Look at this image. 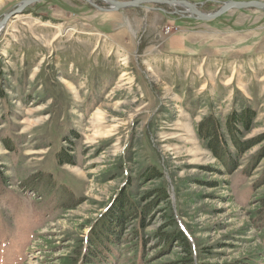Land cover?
Returning a JSON list of instances; mask_svg holds the SVG:
<instances>
[{"label":"rangeland","instance_id":"1","mask_svg":"<svg viewBox=\"0 0 264 264\" xmlns=\"http://www.w3.org/2000/svg\"><path fill=\"white\" fill-rule=\"evenodd\" d=\"M95 3L41 0L0 31V264L77 257L123 189L151 204L149 264L189 259L157 234L176 227L192 264H264V10Z\"/></svg>","mask_w":264,"mask_h":264},{"label":"trees","instance_id":"2","mask_svg":"<svg viewBox=\"0 0 264 264\" xmlns=\"http://www.w3.org/2000/svg\"><path fill=\"white\" fill-rule=\"evenodd\" d=\"M250 113H243L242 117L235 114L231 118L239 124L247 126ZM241 122V123H240ZM219 121L208 118L202 124L201 137L210 144V148L218 154L217 149L222 145V137L218 136ZM224 144V143H223ZM223 146V145H222ZM227 152L226 147L223 148ZM225 160V159H224ZM227 160L225 163H228ZM154 170L153 174L159 173ZM167 198L166 191H161L160 198ZM264 206V196L261 199ZM141 207L130 199L127 191L123 192L115 199L111 206H108L107 212L101 214L96 220V225L92 227V233L82 239L81 248L78 249V256L65 259L60 264H149L145 256L144 247L148 242V236L145 235L146 220L151 204ZM147 209V210H146ZM264 209V207L262 208ZM171 210V208H170ZM170 223L176 226V220L170 215ZM178 226V225H177ZM162 240L172 242L174 239L179 241L188 253L189 259L185 260V264H192V247L188 235L178 227L172 233H157ZM187 261V262H186ZM248 264L258 262L252 258ZM253 262V263H252Z\"/></svg>","mask_w":264,"mask_h":264},{"label":"water","instance_id":"3","mask_svg":"<svg viewBox=\"0 0 264 264\" xmlns=\"http://www.w3.org/2000/svg\"><path fill=\"white\" fill-rule=\"evenodd\" d=\"M41 0H23L14 9L8 10L0 21V27L7 23L17 14H22L26 7ZM95 4V1H103L110 6V10H119L130 7H147L148 4H166L174 6L176 13L190 14L192 17L201 20H213L232 9H260L264 10V1L262 0H227L223 1L221 7L213 12L203 11L201 5L188 0H88ZM204 3H202L203 5ZM180 7V8H177Z\"/></svg>","mask_w":264,"mask_h":264},{"label":"bare ground","instance_id":"4","mask_svg":"<svg viewBox=\"0 0 264 264\" xmlns=\"http://www.w3.org/2000/svg\"><path fill=\"white\" fill-rule=\"evenodd\" d=\"M96 4V3H95ZM5 15V14H4ZM4 17V16H3ZM2 17V18H3ZM1 21V20H0ZM5 25H6V23L2 26V27H0V31H2L3 29H4V27H5Z\"/></svg>","mask_w":264,"mask_h":264}]
</instances>
